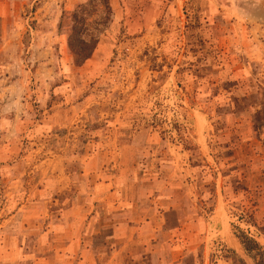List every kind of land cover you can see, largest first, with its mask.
I'll return each mask as SVG.
<instances>
[{"label":"rangeland","instance_id":"1","mask_svg":"<svg viewBox=\"0 0 264 264\" xmlns=\"http://www.w3.org/2000/svg\"><path fill=\"white\" fill-rule=\"evenodd\" d=\"M0 19L17 122L0 134L16 163L0 168V264L25 255L3 232L29 225L8 191L91 151L157 230L140 264H255L239 235L264 251V0H0Z\"/></svg>","mask_w":264,"mask_h":264},{"label":"crops","instance_id":"2","mask_svg":"<svg viewBox=\"0 0 264 264\" xmlns=\"http://www.w3.org/2000/svg\"><path fill=\"white\" fill-rule=\"evenodd\" d=\"M3 67L6 65L0 64V83L6 76ZM28 105L26 101L22 102L25 113ZM3 113L0 111V134L5 130L1 127L7 116L14 129L17 125V122L13 124L16 121L14 112L7 116ZM97 153H81L83 159L78 171L68 173L70 177H51L48 173L52 170L47 164L46 176L19 179V183L29 181L34 190L17 196L14 188L8 191L7 197L17 198L19 203L12 216L19 217L20 210L29 211V225L17 219L12 229L6 228L1 239L2 246L9 247L12 254L14 249L23 250L25 255H21L22 261L18 259L16 264H140L144 253L154 259L157 230L149 225L145 209H123L126 203L129 204L127 200L132 199L118 193L122 179H112L105 174L103 165H98ZM14 165L16 163L11 166L5 163L0 168ZM11 179L9 182L13 183ZM73 187L71 194L68 191ZM33 202L37 203L34 205ZM13 260L15 256L9 264H14Z\"/></svg>","mask_w":264,"mask_h":264},{"label":"trees","instance_id":"3","mask_svg":"<svg viewBox=\"0 0 264 264\" xmlns=\"http://www.w3.org/2000/svg\"><path fill=\"white\" fill-rule=\"evenodd\" d=\"M88 57L89 54H86L82 57V59H86ZM239 240L245 251L247 252L255 251V258H256L255 264H264V251L260 249V246L255 240L248 238L243 234L239 235Z\"/></svg>","mask_w":264,"mask_h":264}]
</instances>
